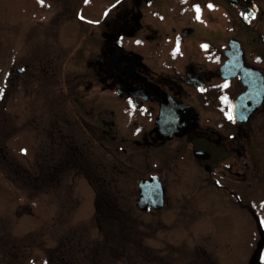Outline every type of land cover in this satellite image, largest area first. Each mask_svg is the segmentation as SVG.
<instances>
[{"label": "flooded vegetation", "instance_id": "obj_1", "mask_svg": "<svg viewBox=\"0 0 264 264\" xmlns=\"http://www.w3.org/2000/svg\"><path fill=\"white\" fill-rule=\"evenodd\" d=\"M227 2L247 27L246 38L224 41L222 23L217 29L205 20L215 14L222 22L224 0H43L35 23L38 52L26 49L36 35L24 32L28 25L18 33L17 21L9 22L10 135L20 134L15 143H21L22 156L32 152L31 167L50 172L63 167L65 123L75 151L82 135L88 150L97 143L105 153L131 151L137 167L154 168L139 179L138 197L141 181L157 176L165 186L184 169V160L194 162L201 171L203 224L224 217L203 214L212 202L209 193L216 191L224 215H238L240 228L248 230L244 264H264V30L253 24L262 10L256 0ZM69 13L67 24L63 16ZM230 39L240 49H232ZM80 60L82 72L76 69ZM228 63L233 66L226 69ZM65 88L75 101L71 120L61 107ZM54 97L60 108L48 115ZM22 102L21 125L16 110ZM166 194L167 188L164 208Z\"/></svg>", "mask_w": 264, "mask_h": 264}, {"label": "rangeland", "instance_id": "obj_2", "mask_svg": "<svg viewBox=\"0 0 264 264\" xmlns=\"http://www.w3.org/2000/svg\"><path fill=\"white\" fill-rule=\"evenodd\" d=\"M256 1L262 11L253 24L264 30V0ZM42 2L0 0V98H4L0 102V264L246 263L250 251L248 230L242 231L238 215H224L225 209L218 204L216 191L209 193L208 200L212 202L203 214L207 218L217 213L228 217H212L208 226L203 224L200 217L205 201L201 171L192 161L184 160V169L174 172L165 183L166 207L161 212L141 213L135 206L138 181L154 168L151 165L137 167L131 151L121 153L113 149L105 153L97 143L89 144L91 149L88 150L83 135L78 138L79 148L75 151V137H72L73 132L67 131L71 128L65 123L64 147L60 148L64 159L60 170L33 168L36 160L32 152L22 156L21 143H15L20 134L10 135L9 125V22L16 24L17 21L18 33L21 27L28 25L24 32L36 35L27 41L26 49L38 52L40 28L35 23H40ZM224 2L222 22L216 20L214 14L210 23L209 14L204 17L208 25L219 29L222 23L224 41L228 37L246 38L247 27L227 9V0ZM241 11V6L234 10ZM206 12H209L208 7ZM63 18V22L69 24L70 13ZM22 45L23 39L18 38L17 47ZM20 49L22 53L26 51L23 47ZM81 61L76 68L80 72L85 71ZM54 99L47 105L48 115L60 108ZM73 99L65 88L61 107L70 120L75 118ZM24 105L22 102L16 110L21 125L25 119ZM21 125H15L16 129ZM30 146L31 150H36L38 142ZM114 162L118 163L114 165ZM117 233L123 237H117Z\"/></svg>", "mask_w": 264, "mask_h": 264}, {"label": "water", "instance_id": "obj_3", "mask_svg": "<svg viewBox=\"0 0 264 264\" xmlns=\"http://www.w3.org/2000/svg\"><path fill=\"white\" fill-rule=\"evenodd\" d=\"M230 44H231L232 49H238L239 45H240L238 40H236V39H230ZM232 66L233 65L231 63H228L225 66V68L229 69ZM235 104H236V107L239 105L238 102H236ZM172 123L177 124V122H175V121H173ZM175 128L179 129V127H175ZM159 129H161V128H159ZM177 130L171 129L170 131L171 132L173 131V133L175 132L178 135L184 134V131L178 132ZM173 133H171V135ZM196 155L202 156L203 153L198 151V152H196ZM165 191H166L165 186L163 185V183L161 182V180L157 176H154L151 179L146 180V181H141L139 183V197L136 200V206L141 211H149L151 208H154L156 210L162 209L165 206Z\"/></svg>", "mask_w": 264, "mask_h": 264}, {"label": "trees", "instance_id": "obj_4", "mask_svg": "<svg viewBox=\"0 0 264 264\" xmlns=\"http://www.w3.org/2000/svg\"><path fill=\"white\" fill-rule=\"evenodd\" d=\"M55 159L56 158H54V161H55ZM63 159H64V153H63ZM118 208V207H117ZM115 209V208H114ZM119 209V208H118ZM97 210H99L100 211V209L99 208H97ZM117 235V237H120V238H122L123 236H120L121 234L120 233H117L116 234ZM79 252H81V251H79Z\"/></svg>", "mask_w": 264, "mask_h": 264}, {"label": "snow or ice", "instance_id": "obj_5", "mask_svg": "<svg viewBox=\"0 0 264 264\" xmlns=\"http://www.w3.org/2000/svg\"><path fill=\"white\" fill-rule=\"evenodd\" d=\"M198 10V9H197ZM229 119H232L231 115H229ZM262 224H264V221H262Z\"/></svg>", "mask_w": 264, "mask_h": 264}]
</instances>
